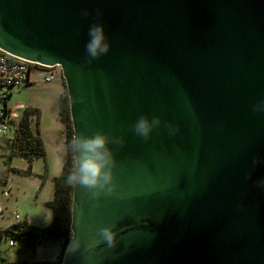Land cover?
I'll use <instances>...</instances> for the list:
<instances>
[{
  "label": "water",
  "instance_id": "1",
  "mask_svg": "<svg viewBox=\"0 0 264 264\" xmlns=\"http://www.w3.org/2000/svg\"><path fill=\"white\" fill-rule=\"evenodd\" d=\"M0 49L59 64L73 139L112 154L61 264H264V0H0Z\"/></svg>",
  "mask_w": 264,
  "mask_h": 264
},
{
  "label": "rangeland",
  "instance_id": "2",
  "mask_svg": "<svg viewBox=\"0 0 264 264\" xmlns=\"http://www.w3.org/2000/svg\"><path fill=\"white\" fill-rule=\"evenodd\" d=\"M34 77L35 82L14 91L11 101L37 108V114L30 117V127L40 135L44 154L28 158L12 151L10 140L14 135L13 129L0 136V206L7 214L0 216V227L18 222L12 217L14 212L38 225L51 220V213L44 202L51 198V177L60 172L65 152L64 125L58 119L57 104L59 97L66 94V87L62 76L49 82L36 78V75ZM9 238L14 237L4 233L0 238V263L9 259L55 256L58 243L55 240H39L33 252L29 247L21 249V243L16 238L15 244L9 245Z\"/></svg>",
  "mask_w": 264,
  "mask_h": 264
},
{
  "label": "trees",
  "instance_id": "3",
  "mask_svg": "<svg viewBox=\"0 0 264 264\" xmlns=\"http://www.w3.org/2000/svg\"><path fill=\"white\" fill-rule=\"evenodd\" d=\"M32 114H37L36 107L24 108L23 114L18 121L16 133L10 140L12 151L24 154L28 158L44 154V146L40 135L30 127ZM57 116L64 125L65 152L60 172L51 177V198L44 202V206L51 213V220L44 225L34 224L26 219L17 223L13 222L6 227L0 228V238L4 233H9L20 241L21 249L29 247L33 252L39 240H59L61 242L60 251L54 259L4 260L0 264H61L63 250L71 235L70 221L73 184L69 185L66 177L76 169L72 148L73 129L67 94L60 96L58 99Z\"/></svg>",
  "mask_w": 264,
  "mask_h": 264
},
{
  "label": "clouds",
  "instance_id": "4",
  "mask_svg": "<svg viewBox=\"0 0 264 264\" xmlns=\"http://www.w3.org/2000/svg\"><path fill=\"white\" fill-rule=\"evenodd\" d=\"M88 54L96 57L109 50L106 36L102 25H97L89 30V41L86 45ZM153 123H158L154 121ZM151 125L146 118H141L135 125L138 135L147 137L151 131ZM72 146L78 152V167L67 175L66 181L69 185L78 184L89 189L101 188L108 185L112 180L110 164L112 154L107 148V138L101 133L95 137L85 138L77 136L72 140ZM112 189H108L110 193ZM101 234L111 245L113 234L107 228L101 229Z\"/></svg>",
  "mask_w": 264,
  "mask_h": 264
},
{
  "label": "built area",
  "instance_id": "5",
  "mask_svg": "<svg viewBox=\"0 0 264 264\" xmlns=\"http://www.w3.org/2000/svg\"><path fill=\"white\" fill-rule=\"evenodd\" d=\"M35 75L36 78L49 82L55 78H61V67L57 63L47 66L19 58L0 49V136H5L12 129L14 134L16 133L18 121L25 106L21 103L12 102V95L16 89L35 82ZM20 109L21 112H19ZM3 194L6 195L7 192L3 191ZM0 216H7L5 209L1 206ZM12 217L18 222L23 220L16 212L12 214ZM8 244L14 245L15 239L9 238Z\"/></svg>",
  "mask_w": 264,
  "mask_h": 264
},
{
  "label": "crops",
  "instance_id": "6",
  "mask_svg": "<svg viewBox=\"0 0 264 264\" xmlns=\"http://www.w3.org/2000/svg\"><path fill=\"white\" fill-rule=\"evenodd\" d=\"M0 228H2V227H0ZM55 241H57L58 243H57V247H55V250H54V255H55L54 257H40V256H36V257L28 258V259H38V260L54 259L57 256V254L59 253L60 248H61V242L59 240H55ZM9 260H15V259H9Z\"/></svg>",
  "mask_w": 264,
  "mask_h": 264
}]
</instances>
